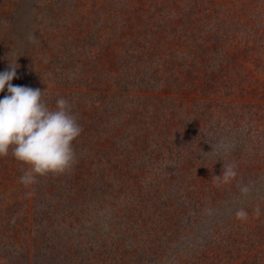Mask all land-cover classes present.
<instances>
[{
    "label": "rangeland",
    "instance_id": "obj_1",
    "mask_svg": "<svg viewBox=\"0 0 264 264\" xmlns=\"http://www.w3.org/2000/svg\"><path fill=\"white\" fill-rule=\"evenodd\" d=\"M70 1L79 4L74 10V18L70 7H67ZM258 2L263 4V0ZM103 4H106V7L100 9L99 6ZM65 6L67 14H62L56 21H52V15L63 11ZM106 8H109L108 0L99 3L91 0H0V72L9 70L10 63L12 66L15 64L18 70L17 78L12 81L13 85L40 89L42 93L45 91L43 99L49 107H55L56 101L61 97L70 103L83 132L77 139L79 146H84L85 156L79 160V168L95 173V180L87 182L92 188L86 191L83 202L79 200L71 210L70 206L60 207L61 200L56 195L59 193L61 199H66L65 189L61 191L60 188L65 186L69 172L62 174V177H41L37 183L25 187L20 183V177L27 170L26 166L9 156L0 158V232L8 231L7 236L0 233V264H24L17 256L22 255L25 247L39 257L43 253L47 237L54 236L55 240L63 242L65 234H70L75 241L81 242L78 261L70 260L72 264H86L79 262L80 260H88V264L116 261L134 264L135 260L141 263L144 251L149 249L148 246L155 248L164 239L154 236V226L150 223L142 224V220L155 218L159 209H163L168 202L172 209L183 202L185 213L191 217L196 216L192 218L195 224H191V219L185 223L195 227L193 232L198 246L194 248V254L197 258L204 253L211 259V239L205 237H209L210 228L214 223H226L227 220L234 219L238 220L241 226L246 220L249 223L246 226L251 229L242 227L241 231L238 230L241 235L245 232L247 235L254 232L258 235L260 230L264 229V219L261 220L263 212L259 210L261 207H258L261 206L258 202L264 200V175L257 176L251 168L252 164L246 166L247 159L245 156H238L237 152L241 146L240 141L245 140L242 128L247 124L248 127H253L249 135L252 149L248 151L252 155L249 160L253 159L254 163L258 161V166L264 163V14L259 10L257 21L254 23L258 37L262 39L259 38L258 51L254 56L240 64L233 61V56L232 59L227 58L223 70H220V67H211L214 69L213 73L225 75V78L216 85L217 92L210 99H218L219 104L232 105L227 112H231L237 122L219 112L214 121L209 117L210 120L206 122V128L198 140L196 134L188 133L189 138H186L189 141L185 143L183 135L180 136L182 128L178 122L166 125L163 120L155 118L154 103L157 101L151 97L143 98L144 94H139L137 99L136 96L131 97L123 103L125 112L118 114L112 109V99L106 101L104 95L89 96L88 93L80 92L84 87H90L84 86L85 82H88L80 76V66L73 63L65 67L64 64H68V60L62 63L55 59L56 54L65 50L63 48H68L67 40L70 37L86 35L90 21L106 18ZM248 16L240 17L238 36L241 37L240 40L243 37V41L248 37L243 34L244 29L241 27ZM31 36L35 37V41L29 39ZM209 55L214 64V59L220 56L210 53ZM76 58L83 59L79 56ZM164 64L169 73H162ZM136 66L131 68L130 72L137 73L135 71L140 69L147 76L162 77V81L173 71L170 63L161 62L159 57L144 60ZM179 68L180 65L178 71ZM183 68L181 76H186L188 68ZM72 73L79 74L75 77L77 82L69 78ZM66 74L70 75L66 78ZM162 81L155 85L158 86ZM58 82L62 83L59 89ZM179 82H182L181 78ZM5 95L7 89L0 93V98ZM248 99L249 106L245 104ZM254 104L260 105L261 109L250 107ZM128 108L133 110L131 116L135 115V120L139 121L140 125L143 123L141 127L147 132L148 138L144 137L142 131L139 132L140 135L132 134L133 136L127 133L129 127L122 123L119 116L128 117ZM177 111L184 113L183 110ZM244 112L246 115L241 117ZM113 113L117 115H110ZM97 119L101 125L91 130L94 128L92 121ZM219 122L225 126H213ZM237 124H240V127ZM123 134L125 137L131 136L129 141H133L137 146L131 155L125 153L128 157L122 155L120 159L123 166L126 165V171L129 169L130 174L132 173V177L127 178L116 172L107 174L102 169L110 158L106 151L119 147ZM90 149L94 154H91ZM228 162L238 167L236 171L245 167V177L237 175L228 184L215 180L214 177L222 175V163ZM74 175L72 168L70 177ZM60 179L62 181H56ZM103 183L107 184V187L100 188ZM244 186L249 188L247 194L241 192ZM92 190L97 193H92ZM186 193H191L188 194L189 199ZM223 194L229 197L230 205L225 202H222L225 203L224 206L220 205L217 198L221 199ZM240 209L247 212L246 219L237 218L236 212ZM10 217L16 219V222L13 220L15 224L9 223L7 226L5 219ZM17 229H20V234H17ZM169 236L166 234V237ZM259 237L254 239V248H247L252 253V260L246 261L247 263L242 261V264H264V238ZM188 243L189 240L181 238L180 244L178 242L170 246L163 245L162 250H159L162 254L149 255L147 264H198L199 262L195 259L194 263L191 257L194 256L193 249L188 251L191 247ZM203 245H207L208 249ZM255 253L258 255L255 256ZM42 261L32 260L30 264L50 263Z\"/></svg>",
    "mask_w": 264,
    "mask_h": 264
},
{
    "label": "trees",
    "instance_id": "obj_2",
    "mask_svg": "<svg viewBox=\"0 0 264 264\" xmlns=\"http://www.w3.org/2000/svg\"><path fill=\"white\" fill-rule=\"evenodd\" d=\"M91 1L99 3V1L105 2L107 0ZM78 6L79 4L75 1H70L67 6L70 7L73 18L76 17L74 10ZM105 7L106 4L99 6L100 9ZM108 7L106 8L108 11L105 13L106 18L102 20L97 18L90 21L88 25L89 31L86 35L70 37L67 40L68 48H63L65 50L60 51L55 56V59L62 61V63L69 61L68 64H64L65 67L75 63L82 68L80 76L88 82L87 84L85 82L84 86L90 87H84L80 92L88 93L89 96L92 94L93 96L104 95L105 100L107 99L106 101L112 99L114 102L112 109L116 110L118 114L125 112L123 103L131 97L135 98L136 96L137 99L139 94H144L143 98L151 97V99L157 101L154 103L155 118L160 121L163 120L166 125L178 122L181 125L180 128H182L180 136L183 135L185 143L189 141L186 138V136H189L188 133L196 134L198 140V137H201V132L206 128V122L210 120L209 117L214 121L219 112L226 115L233 122H237L233 118V114L227 112L232 105L227 103L219 104L220 101L218 99H210L217 92L215 90L216 85L221 83L223 77L225 78V75L220 76L213 73L214 69L211 67H220V70H223L225 68L223 66L224 61L227 58L232 59V56L234 57L233 61L236 63L247 62L258 51L257 49L262 39L258 37L254 23L257 21L259 10H261V14H264V0L263 4L258 2V0H108ZM62 14H67L66 6L63 11H57L52 15V21H56ZM244 15H249L241 27L244 29L243 34L248 37L245 41H243V37L240 40L241 37L238 36L240 35L238 29L241 24L240 17ZM209 53L216 56L220 55L214 59L216 65L209 59ZM77 56L83 59H77ZM154 57H159L161 62L170 63L173 70L170 76L163 81L162 77L147 76L140 69L135 71L137 73L130 72L131 68L137 67L136 65L142 64L144 60H150ZM179 65L181 68L178 71ZM13 66L16 67L17 73L18 67L15 64ZM20 66L23 65L20 64ZM184 66L188 68L186 76H181ZM163 67L162 73H169V69L165 64ZM69 75L66 74V78ZM78 75L72 73L69 78L77 82L75 77ZM179 77L182 79L181 83L179 82ZM149 81L152 83H149ZM158 81L162 82L156 86L155 84ZM76 85L74 86L75 89L77 88ZM57 87V89L62 87V83L59 84L58 82ZM66 88L68 87L66 86ZM150 90H153V92ZM249 100H245V104L248 106L250 105ZM263 106L264 103L262 104ZM151 107L153 106L151 105ZM210 107H212V112ZM250 107L261 109L260 105L257 106L255 104ZM177 110H183L184 113H178ZM89 113L91 114V112ZM128 113L131 116L133 113L132 108H128ZM128 113L126 111V114ZM115 114L110 115L115 116ZM244 114L245 112L241 117H244ZM129 116H119L122 123L129 127L127 133L140 135L139 132L142 131L144 137L148 138L147 132L145 133V130L141 127L143 123L140 125V122L135 120V115L130 118ZM144 119L148 120L147 117H144ZM222 120L224 121V118ZM98 122V119L92 121L94 128L91 130H95V127L101 125ZM220 124L223 123L219 122L213 126L219 127ZM237 125L240 127V124ZM189 127L191 128L189 129ZM85 128L87 130L90 129L89 127ZM242 129H244L245 140L240 141L241 146L237 150L238 156H245L247 159L245 161L247 162L246 166L252 164L251 168L257 176L264 175V163L258 166L256 165L258 161L254 163L252 162L253 159L249 160L250 156H252L248 152L252 150L249 135H251L253 127H248L246 124ZM129 137L131 136L125 137V134H123L119 140L120 146L106 151L110 158L106 162L107 165L102 168L104 169L103 172L111 175L116 172V174L124 178L132 177L129 169L126 171V165L123 166L120 161L122 155L125 153L131 155L137 149L136 144L133 141H129ZM73 148L76 156V163L73 166L75 175L72 178L70 177L71 169L68 173L69 178L65 181V186L60 188L61 191L65 189L67 197L64 200L60 198L59 193L56 194L58 199L61 200L59 206H70L71 210L78 204L79 200L83 202L86 191L92 188L87 182L95 180V173L79 168L81 167L79 160L81 157H85L84 146H79L76 140L73 143ZM90 152L94 154L92 149H90ZM8 156L13 158L11 153ZM124 156L128 157V155ZM134 162L131 161V163ZM221 167H224V163H222ZM236 172L238 177H245V167H241ZM61 179L56 181L60 182L62 181ZM97 183L99 182L97 181ZM94 187L96 188V186ZM105 187H107V184L104 183L100 186V188ZM93 192L97 193L96 190H92ZM188 194L191 193H186L187 199L190 198ZM217 200L222 206L225 203L230 205L229 197L224 194L221 195V199L218 197ZM222 202L225 203L223 204ZM258 203L261 204V206H258L261 207L259 210L263 212L262 220L264 219V200ZM194 209L197 212L199 211L198 208ZM159 210V214L155 218L153 217V219L146 221L142 220V224L150 223L154 226L153 235L164 239L155 248L147 245L149 249L145 248L146 251L143 253L144 258L141 259V263L135 260L134 264H147L148 260H150L149 255H161L162 252L159 250H162L163 245L170 246L178 242L180 244L181 238L190 241L188 244L191 247L188 251L193 249L192 254L194 256L191 255V257L194 259V263L196 259L199 262L198 264H242V261L252 260V253L247 248L256 246L255 237L264 238V229L260 230L258 235H256V232L249 235L246 232H241L243 235L238 233V230L240 229L241 231L242 227L250 228L246 226L249 224L246 220L241 226L239 221L234 219L227 220L226 223L220 221V223H214L210 228L209 237H205L211 239V259L204 253L199 256L200 258H197L194 254L196 253L194 248L198 246L195 243V233L193 232L195 227L185 223V221L191 219V222H193L191 224H195L196 222L192 218H196V216L193 215L194 217H191L188 213H185L183 202L179 203L175 209H172L170 202H168L163 209L160 208ZM11 213L13 214V212ZM10 218L5 219L7 226L9 223H14L13 220L16 222V219ZM214 220L212 219V221ZM17 230V234H20V229ZM0 233L3 236L4 234L7 236L8 231L4 230ZM166 234L170 236L166 237ZM63 237V242L55 240L54 236L47 237L43 253L39 257L36 254L34 255V252L30 253L28 247H25L22 255L17 256V258L19 257L24 264H30L32 260L38 262L40 260L48 261L50 262L49 264H72L70 260L76 259L78 261V250L81 248V242L75 241L70 234H65ZM243 238L251 239L245 240ZM203 247L208 249L207 245H203ZM258 252L259 250L256 251V253ZM256 253L255 256L258 255ZM189 254L191 253L189 252ZM207 260L208 263H206ZM79 262L88 264V260H80ZM102 264L128 263L116 261L103 262ZM182 264L188 263L184 262Z\"/></svg>",
    "mask_w": 264,
    "mask_h": 264
},
{
    "label": "clouds",
    "instance_id": "obj_3",
    "mask_svg": "<svg viewBox=\"0 0 264 264\" xmlns=\"http://www.w3.org/2000/svg\"><path fill=\"white\" fill-rule=\"evenodd\" d=\"M35 41V37H29ZM17 78L16 67L0 72V158L12 157L27 170L20 177L25 187L48 175H62L76 163L74 141L82 133L70 103L63 97L49 107L43 99L44 92L27 86L13 85ZM237 175L234 163L224 164L223 172L215 180L230 183ZM244 186L241 192L247 194ZM238 219H246L247 212H236Z\"/></svg>",
    "mask_w": 264,
    "mask_h": 264
}]
</instances>
